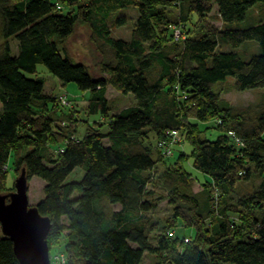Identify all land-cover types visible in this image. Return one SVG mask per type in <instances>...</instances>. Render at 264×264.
<instances>
[{"label": "trees", "instance_id": "1", "mask_svg": "<svg viewBox=\"0 0 264 264\" xmlns=\"http://www.w3.org/2000/svg\"><path fill=\"white\" fill-rule=\"evenodd\" d=\"M262 5L264 0H0V190L11 191L9 172L23 168L28 180L45 182L36 205L52 224L51 264H58L57 251L63 264H141L145 252L156 256V264H264V101L237 108L220 97L229 77L237 91L264 88V12L249 18ZM214 6L219 27L203 21ZM130 7L137 11L130 38L111 36L113 27L126 24L121 14ZM77 22L110 49L112 60L100 62L99 76L62 48ZM189 22H199L198 31L180 28ZM248 41L259 46L257 53L235 51ZM39 64L62 85L75 82L88 92L85 113L99 116L81 134L71 128V110L60 107L72 99L46 93L44 78L31 76ZM107 86L130 94L134 103L110 114ZM60 94L69 101L62 103ZM212 119L210 128L221 131L214 140L203 138L200 128ZM171 131L191 146L189 154L179 148L181 140L171 141ZM175 154L177 161L166 164ZM189 157L211 179L201 183L200 193L192 191L198 176L181 164ZM159 163H165L159 178L172 204L168 230L174 235L167 230L152 243L149 214L163 199L151 189ZM75 170L82 177L69 179ZM250 178L259 179L255 190L231 201L234 186ZM189 208L197 219L189 221L195 233L185 242ZM49 238H63L62 248L52 253ZM0 264H19L4 236Z\"/></svg>", "mask_w": 264, "mask_h": 264}, {"label": "rangeland", "instance_id": "2", "mask_svg": "<svg viewBox=\"0 0 264 264\" xmlns=\"http://www.w3.org/2000/svg\"><path fill=\"white\" fill-rule=\"evenodd\" d=\"M66 11L67 9H63V12H66ZM167 11L173 14L177 13L176 7H168ZM262 12H264V5L260 7V10L255 8L253 12L250 14L249 18L257 17L258 13L261 14ZM121 15L126 17L127 19L126 24L123 26H119V27H113L111 31V36L127 40L130 38V32L134 26V22L137 17V11L135 8L130 7V8L123 10ZM194 20L195 18L192 19V21ZM203 21L212 26L219 27L221 25L216 6L213 7L211 12H209L208 14L204 16ZM167 27L169 28L171 26L168 25ZM177 28L178 30H180L178 26L172 28L173 33L175 29ZM180 28L184 29V31L186 30V32H196L200 28V25H199V22L195 24L192 22H189L187 26L183 25V27H180ZM186 28H188L189 30H187ZM184 31L182 33L183 38L185 36ZM9 41L11 42V45L13 47V51L14 52L18 51L17 41L15 39L14 40L10 39ZM62 45H63L62 48H64V51L70 57H72L76 61H81L85 63L88 66L90 73L94 76L101 75V72H100V62L101 61L112 60V55L109 52L110 49L107 46H105L100 40H97L96 38H94L92 36L91 30L88 28L86 24L82 22H77L74 32L72 33L71 36H69L64 41ZM0 48H1V44H0ZM220 50L229 51L230 48L223 46L220 48ZM235 51L239 52L241 55L245 57H249L251 54H255L259 51V46L252 41L250 42L248 41V42L243 43L237 49H235ZM31 76H41L44 78L45 80L44 91L46 93H53L57 95L58 93H63V94L66 93L67 97L72 99L70 105H66L64 107L60 106V107L64 109V111L71 110L72 116L74 117V120L71 122V128H73V130L75 131L77 130L79 134H81L84 131L87 123L92 124L96 120V117L99 116V115H94V114L88 115L85 113V110H86L85 107L87 105V99L89 95L87 91H84V92L81 91L75 82H69V83H66L65 85H62V83H60L59 80L56 77H54L41 64L37 65V74L31 75ZM232 81L233 79L229 77L227 80V83L222 86L223 91L220 93V97H222V99L225 100L229 105L237 107V108H243L246 106L253 107L254 105H257L264 101V88H253V89H248V90H243V91H237L233 89L232 86H230L232 85ZM106 96L108 98V102L110 105V114L116 113L123 107L127 105L128 106L132 105L134 103V99L130 94H123L119 90H116L115 88L111 86H107ZM67 101H69V99ZM252 119H253V114H249L248 121H251ZM101 122H103V120H101ZM214 124H215L214 119H212L211 121H207V122H201L200 128L204 129L202 132L203 138L214 140L221 134V131L219 129L215 127L210 128V126ZM226 124L228 125L231 124L229 119H227ZM102 130H104L103 127H102ZM180 140H181V143L183 144L182 145L179 144L180 147L179 146L178 147L182 149L186 154H189V152L191 151V146L185 140H183L181 136L179 137V141ZM176 158H177V154L166 158V160L164 161L166 164H169V163L173 164L177 161ZM164 164L159 163V166L155 168V175L158 174V177L155 176L157 185L151 188L155 196L161 195L163 197L157 209L149 214L151 215V218L154 221V229L149 234V239L151 240L152 243H156L157 237L159 234H165V232L169 228L172 227L171 226L172 215H173V208L171 206L172 204L169 203V200L166 197V192L165 190H163L160 184L161 180L159 178L160 173L165 168ZM181 164L184 168H186L187 172L188 171L191 172L193 176H196V175L198 176L199 178L197 179L198 181L196 179L192 181L193 183L192 191L193 193H200L202 191V184H204L206 181H210L211 180L210 177L206 174L200 173L195 170V168L192 166L191 157L183 159V161H181ZM19 172L20 171H18L15 175L14 173L11 174L9 172L6 188L10 187V189H12L11 191L15 190L14 188L15 178L14 177L18 176ZM82 174L83 173H81L80 170H75L74 172H72L69 179L77 180L80 177H82ZM258 182H259V179H253V178H250L244 182L243 181L238 182L234 186L235 192L232 193L233 196H232L231 201H235L236 197H238L241 194H246V193H249L255 190L256 186L258 185ZM44 185H45V182L39 177L34 176L30 178L28 182V201L30 205L37 204L38 201L41 200V198L43 197ZM148 187H150V185ZM2 190H3V186H2V189L0 190V193H6L5 191H2ZM214 194H215V191L213 192V195ZM216 196L218 200V193H216ZM188 213L189 214H186V216L184 217V220L188 218V221H184V223L186 224L183 225L184 229L182 230V235L184 234L185 237L190 238L194 235L195 231L193 227H187V226H190L189 224H191L189 223V221H195V219L197 218H196L195 211L193 210V208H189ZM236 216L238 217V215H231V217H233L235 221H237ZM1 236H2V231L0 227V237ZM49 243L51 247V252L53 253L54 250H56L57 248L59 249V246H61L62 248L64 239L63 238L61 239L49 238ZM58 252L60 255H62L60 251H57L56 253ZM155 257H156L155 255L145 252L143 259L141 261V264H156Z\"/></svg>", "mask_w": 264, "mask_h": 264}, {"label": "water", "instance_id": "3", "mask_svg": "<svg viewBox=\"0 0 264 264\" xmlns=\"http://www.w3.org/2000/svg\"><path fill=\"white\" fill-rule=\"evenodd\" d=\"M28 182L23 168L14 179L15 190L0 193L2 236L12 241L19 264H51L47 236L52 224L29 204Z\"/></svg>", "mask_w": 264, "mask_h": 264}, {"label": "built area", "instance_id": "4", "mask_svg": "<svg viewBox=\"0 0 264 264\" xmlns=\"http://www.w3.org/2000/svg\"><path fill=\"white\" fill-rule=\"evenodd\" d=\"M179 34H180V32H179V30H178V28L177 29H175V31H174V35H175V37H179ZM59 99L62 101V103H67V101L65 102V96L64 95H61L60 97H59ZM217 122L218 123H221V120L220 119H217ZM227 135L229 136V137H231V139H233L234 140V142L237 144V145H243V141H242V139L239 137V136H237L236 135V133H234V131H232V130H229L228 132H227ZM170 136H171V141L172 142H176L179 138H178V134H177V131H171V133H170ZM166 155H168L169 154V151H168V148L166 147ZM174 233V230H171V231H168L167 232V234H168V236L169 237H173V234ZM189 239H185V242H187ZM55 260H56V262H58V264H63L64 263V261H65V256L62 254V255H60V254H56L55 255Z\"/></svg>", "mask_w": 264, "mask_h": 264}, {"label": "clouds", "instance_id": "5", "mask_svg": "<svg viewBox=\"0 0 264 264\" xmlns=\"http://www.w3.org/2000/svg\"><path fill=\"white\" fill-rule=\"evenodd\" d=\"M168 231H171V230H168ZM168 231H167V232H168ZM167 235H168V234H167ZM168 237H169V236H168ZM185 239H189V237H185V238H184V241H185ZM188 241H189V240H188ZM188 241H187V242H188ZM50 260H51V256H50Z\"/></svg>", "mask_w": 264, "mask_h": 264}, {"label": "crops", "instance_id": "6", "mask_svg": "<svg viewBox=\"0 0 264 264\" xmlns=\"http://www.w3.org/2000/svg\"><path fill=\"white\" fill-rule=\"evenodd\" d=\"M181 233V232H180Z\"/></svg>", "mask_w": 264, "mask_h": 264}]
</instances>
